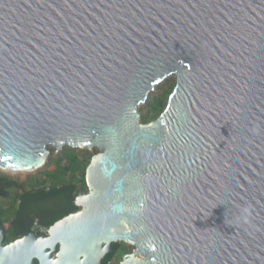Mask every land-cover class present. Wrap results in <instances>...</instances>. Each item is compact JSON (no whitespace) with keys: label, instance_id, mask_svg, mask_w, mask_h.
<instances>
[{"label":"water","instance_id":"obj_1","mask_svg":"<svg viewBox=\"0 0 264 264\" xmlns=\"http://www.w3.org/2000/svg\"><path fill=\"white\" fill-rule=\"evenodd\" d=\"M65 146L99 150L81 209L49 238L0 228V264L53 241L64 264L119 241L123 264H264V0H0V169Z\"/></svg>","mask_w":264,"mask_h":264},{"label":"trees","instance_id":"obj_2","mask_svg":"<svg viewBox=\"0 0 264 264\" xmlns=\"http://www.w3.org/2000/svg\"><path fill=\"white\" fill-rule=\"evenodd\" d=\"M175 85L176 80L168 78L159 87L156 86L161 92L152 94L139 108L142 124H148L161 115ZM49 151L45 165L28 173L25 180L13 178L0 170V197L7 195L11 199L12 209L40 219L44 226L78 209L76 197L80 191H88L86 169L93 156L99 153L98 149L84 150L68 146L60 152L54 148Z\"/></svg>","mask_w":264,"mask_h":264},{"label":"flooded vegetation","instance_id":"obj_3","mask_svg":"<svg viewBox=\"0 0 264 264\" xmlns=\"http://www.w3.org/2000/svg\"><path fill=\"white\" fill-rule=\"evenodd\" d=\"M6 196L7 195L0 197V202L5 200L9 201V206H2V204H0V228L2 233L1 244L3 246L25 239L26 237H29V235H32L34 238H49L51 236V229L53 225L66 216L81 209L77 206L78 209H75L62 219H59L48 226H44L41 224L40 219L34 218L31 215L27 216L25 214H21L20 210L12 209L11 199ZM4 214L7 215L4 216ZM48 243H51L50 247H47L45 250L49 253L48 256L43 258L42 262L37 255L34 256L33 264H64L61 259L63 258V260H65L67 256L66 254L60 255L62 250L60 242L53 241ZM136 250V247L124 242L119 241L112 243L111 250L102 259V264H123L125 256L135 253ZM137 257L141 258L139 255ZM78 259H80L79 256Z\"/></svg>","mask_w":264,"mask_h":264},{"label":"rangeland","instance_id":"obj_4","mask_svg":"<svg viewBox=\"0 0 264 264\" xmlns=\"http://www.w3.org/2000/svg\"><path fill=\"white\" fill-rule=\"evenodd\" d=\"M175 79L176 80V78L175 77H170L169 79ZM168 80V79H167ZM166 81V80H165ZM166 83V82H165ZM164 84V83H163ZM161 86V85H160ZM159 87V86H158ZM155 88L156 90H154L153 91V93H151L150 95H149V97L152 95V94H154V93H156V92H161V91H158V89L159 88ZM143 106V105H142ZM141 106V107H142ZM140 107V108H141ZM162 114V113H161ZM49 149H52V148H49ZM55 149V148H54ZM84 150H86V149H84ZM87 150H96V148H92V149H87ZM61 150H57V152H60ZM1 171H3L4 172V174H8L9 176H13V178H18V179H20V180H25L26 178H27V176H28V173H30V172H12V171H9V170H4V169H0ZM12 174V175H11ZM0 204H2V206H9V201L8 200H5V201H2V202H0Z\"/></svg>","mask_w":264,"mask_h":264},{"label":"bare ground","instance_id":"obj_5","mask_svg":"<svg viewBox=\"0 0 264 264\" xmlns=\"http://www.w3.org/2000/svg\"><path fill=\"white\" fill-rule=\"evenodd\" d=\"M5 170H7V169H5Z\"/></svg>","mask_w":264,"mask_h":264}]
</instances>
